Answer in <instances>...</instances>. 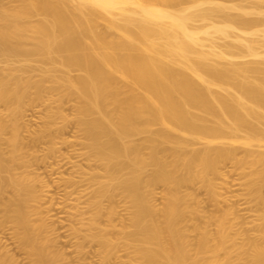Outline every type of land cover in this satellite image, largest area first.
<instances>
[{
    "label": "bare ground",
    "instance_id": "bare-ground-1",
    "mask_svg": "<svg viewBox=\"0 0 264 264\" xmlns=\"http://www.w3.org/2000/svg\"><path fill=\"white\" fill-rule=\"evenodd\" d=\"M260 25L264 0H0V215L35 264L66 259L28 208L41 201L38 183L53 190L25 149L37 101L50 108L29 132L50 144L43 162L57 159V208L80 259L90 243L100 264L119 252L127 264H264Z\"/></svg>",
    "mask_w": 264,
    "mask_h": 264
},
{
    "label": "rangeland",
    "instance_id": "rangeland-1",
    "mask_svg": "<svg viewBox=\"0 0 264 264\" xmlns=\"http://www.w3.org/2000/svg\"><path fill=\"white\" fill-rule=\"evenodd\" d=\"M257 28H259V30H263L264 25H260ZM260 35L263 36L264 32H260ZM257 39H263V38H257ZM225 41H226L225 39L220 38L221 43H225ZM243 59L248 60V61L258 60V58L254 56H247V57H244ZM64 99L65 100L63 101V104L64 103L65 104L64 106L62 105V108L69 117H73L72 114L73 112H75L74 111L75 107L73 104L74 101L70 102L72 101L71 98H64ZM57 105L54 104L53 106H57ZM32 106H36L37 109L33 107V109L27 112L28 115L24 117V118H28L29 121L31 119L32 122L31 121L26 122V123H29L28 127L24 126L22 128L23 137L25 138V147H26L25 149L30 151L34 148V150H36V153L39 154L41 158H39L40 156L37 155L38 159L35 158L37 159V160L34 159L35 162H33L32 160V163H31L32 165H31L30 170L31 171L33 170L34 174L37 173L38 175H40V177L49 181L47 184H49L50 188L53 189L50 192H47L48 189L46 191V188L42 186L41 183L39 187H38L39 183L36 185L37 187L36 190L38 192L37 194L38 195L40 194L41 201L36 202V203L35 202L31 203L28 207L30 210L33 211V220L36 223H41L42 221L46 223L47 229H46L45 234L49 235V237L52 239V241L50 242L51 249L57 252H63L65 254L66 259L65 260L58 259L56 261V264H91V261H92V264H95V263L100 264L99 263L100 256L98 253L99 249H98V245L96 244L94 245L90 243L87 244L88 245L86 247L87 254L85 255V259H80V256L76 251V238L74 237L72 238V236L70 235V231H69L70 230L69 227L71 223L70 216L68 215L67 212L65 211L62 212L63 210L61 211L60 208L59 209L57 208L59 207V204L63 197V195H60L63 192V189H62L63 187H61V189L59 188L60 190H58V185L56 186L54 185L57 184L55 182H62V180L60 179L61 175L57 173H53L51 171V167L49 163V162H52L54 163V165H56L55 163H57L56 161L57 159L51 158L48 160L49 161L48 163L43 162L42 157H44L45 150L43 151L42 149L47 148L48 145L50 144H46L44 142V143H37V145H34L35 143H33L32 134L30 133L33 131V129L39 128V126L43 122L44 116L46 115L45 113L50 107H47V105H44L42 104V102H38V101L35 103H32L31 107ZM28 119H24V120L28 121ZM70 123L68 127L66 128V131H64V136H66L69 139H71L73 136L78 134L77 133L78 128L76 127L75 122L71 124ZM58 146L62 147L63 150H67V147H68L67 145H64V144H58ZM226 169L227 171H230V166H228ZM236 173L231 174L230 180H232L233 177L238 176ZM63 174H64V177H68L70 175V169L68 170L64 168ZM44 179H43V182H47V181H44ZM54 187H56L57 189H55ZM43 188H45V190ZM56 190L60 192L62 191V192L61 193L58 192L59 193L58 194ZM190 190L194 191V193L196 192L199 198L203 200L206 212L210 213V212L215 211V207L213 206V203L209 200L206 191L202 190L201 188L199 189L197 185L191 186ZM53 191L54 192L56 191V192L54 193ZM156 191L158 192L157 195L159 194V197L157 196L156 198L158 199L161 198L162 197L161 192L163 191V186H158ZM235 193L244 194L245 193L244 186L237 189ZM10 195H11V192L8 190L4 194V196L6 197L5 199L7 200ZM119 199H120L119 201L121 205L120 210L123 211V213L125 214L127 212L123 210L125 208L124 207L125 202L121 198ZM160 201H162V199L161 200L159 199L158 201H156V204H158ZM245 201L246 199L243 197V199H241L239 203L244 204ZM55 202L58 204H56ZM223 205H225V203ZM243 213H247V214H244L245 216L247 215L249 216L250 213L253 214V212H248V211L247 212L244 211ZM0 219L3 220V222H0V260L4 259V260L11 262L12 264H35V257L29 252L28 248L23 243V241L21 240V238L19 237V235L13 228L12 224L9 221L4 220L3 214L0 215ZM116 223L119 224L120 220L118 219ZM211 229L215 231V226H211ZM193 237L195 239L197 237V233H193ZM121 253L119 252V254L114 256V258L110 261V264H116L117 256H118L117 258L118 260H120L121 257L122 258L125 257L123 258L124 260L123 259L120 260V262L122 261L123 263L117 262V264H127L128 261H125L127 258L126 256H124V254L126 255V253L125 252H121ZM124 261L127 263H124ZM234 263L237 264V261H234Z\"/></svg>",
    "mask_w": 264,
    "mask_h": 264
}]
</instances>
